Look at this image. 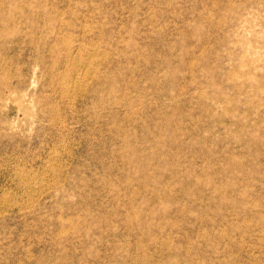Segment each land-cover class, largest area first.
<instances>
[{"label":"rangeland","instance_id":"374dc122","mask_svg":"<svg viewBox=\"0 0 264 264\" xmlns=\"http://www.w3.org/2000/svg\"><path fill=\"white\" fill-rule=\"evenodd\" d=\"M0 264H264V0H0Z\"/></svg>","mask_w":264,"mask_h":264}]
</instances>
